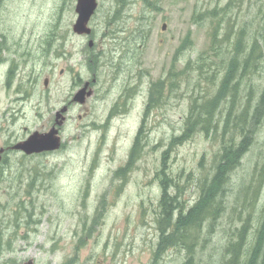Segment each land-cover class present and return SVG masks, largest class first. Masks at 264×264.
<instances>
[{"label": "rangeland", "instance_id": "rangeland-1", "mask_svg": "<svg viewBox=\"0 0 264 264\" xmlns=\"http://www.w3.org/2000/svg\"><path fill=\"white\" fill-rule=\"evenodd\" d=\"M96 2L90 33L77 34L75 0H0L3 69L17 71L0 76V145L48 131L69 105L58 127L61 147L32 155L10 148L0 162V264H184L180 245L159 247L161 182H178L180 199L192 204L222 144L243 138L242 105L248 99L252 114L262 93L264 58L239 79L237 103L227 95L206 131L179 137L194 98L216 92L229 58L228 43L219 41L227 30L229 44L242 28L243 45L255 36L264 54V0ZM86 82L90 96L74 102ZM229 106L234 114L225 123ZM252 129L222 213L204 224L190 264H223L241 224L251 233L258 224L264 106Z\"/></svg>", "mask_w": 264, "mask_h": 264}, {"label": "trees", "instance_id": "trees-1", "mask_svg": "<svg viewBox=\"0 0 264 264\" xmlns=\"http://www.w3.org/2000/svg\"><path fill=\"white\" fill-rule=\"evenodd\" d=\"M229 4L230 2L227 3V6ZM243 32L244 29L242 28L237 33L234 31L233 45L229 44V41H231L229 38L231 30H227L219 38L221 44L228 43L227 54L229 58L223 66V72L219 77L214 96L209 99H201L200 95L194 98V102L190 105L184 120L182 135L179 136L182 139L191 135L198 127L200 130L206 131L208 126L213 124L216 107L221 104L227 95H229L232 104H234V101L237 103L239 79L248 74L249 69L251 67L255 68L259 64V60L264 58L263 52L257 51V39L255 36L251 37L249 44L247 42V45H243V42H246ZM199 68L200 65L198 66ZM215 72L213 69L207 80H210ZM160 89L161 83H157V91L159 92ZM248 104L247 99L238 114L239 121H237V126L240 131H243V138L235 144L234 140L222 144L220 152L215 155L211 172L200 181L199 194L192 204L184 203L180 199L181 191L178 189V182L175 183L170 179L161 182L160 219L158 220V229L161 233L159 247L180 245L187 252V259L184 264H190L193 245L199 239L204 224H213L222 213L223 194L231 174L240 165L241 159L251 143L252 128L259 122L261 108L264 106V87L256 109H254L252 114L248 110ZM225 113L224 120L227 123L230 115L234 114L231 106L227 107ZM139 132L135 137L128 164L131 162L133 151L138 144ZM262 175L263 173H261L260 178H262ZM168 180L169 183L167 182ZM170 186H174L177 189L176 193L168 192ZM256 197L257 192L255 193ZM254 201L255 199H253ZM234 237V239L228 241L224 249L223 264H264V202L254 231L251 233L250 225L245 222L236 230Z\"/></svg>", "mask_w": 264, "mask_h": 264}, {"label": "water", "instance_id": "water-1", "mask_svg": "<svg viewBox=\"0 0 264 264\" xmlns=\"http://www.w3.org/2000/svg\"><path fill=\"white\" fill-rule=\"evenodd\" d=\"M97 6L96 0H77L76 2V12L77 17L72 25V30L77 34H89L91 29L87 25L88 21L93 14ZM162 29L165 28V24L161 26ZM92 41H89V45ZM91 89L88 88V82H86L74 95L72 100L77 103H84L86 97L90 96ZM67 109L64 105L60 110L56 111L55 122L48 131L45 132H32L23 141L17 142L13 145L14 149L23 151L26 154L38 153L42 151H53L60 147L61 138L58 134V127L62 124L64 120L63 112ZM2 150H0L1 153ZM2 155L0 154V162ZM19 264H33V259L29 258Z\"/></svg>", "mask_w": 264, "mask_h": 264}, {"label": "flooded vegetation", "instance_id": "flooded-vegetation-1", "mask_svg": "<svg viewBox=\"0 0 264 264\" xmlns=\"http://www.w3.org/2000/svg\"><path fill=\"white\" fill-rule=\"evenodd\" d=\"M75 2H77V0H75ZM74 10L76 11V6L74 5ZM5 49H6V46L3 44V40H1L0 39V76H2L4 73L7 75V74H9V75H14V73H16L17 71H15L14 70V68L12 67V65L10 64H8L7 65V69H6V71L3 69V68H5V63H6V59H8V57L7 56H5L4 54H5ZM5 71V72H4ZM32 82V77H31V79H30V83ZM68 107H69V105H67ZM66 106V107H67ZM67 107V108H68ZM55 116H56V113H55ZM53 125V124H52ZM36 131V130H35ZM34 132V131H33ZM42 132H45V131H42ZM32 133V132H31ZM31 133H29L27 136H19V134H16V136H15V141L13 142V144L11 143L10 145H8V146H3V145H0V150H2L1 151V155H2V160H4V155H7V151L10 149V148H12V149H14L13 148V145L14 144H16L17 142H20V141H23L24 139H26ZM58 134H59V132H58ZM11 141V140H10ZM62 146V143H60V147ZM15 150H17V149H15ZM18 151H20V150H18ZM54 151V150H53ZM21 153H23V154H26V153H24L23 151H20ZM50 152H52V151H42V152H38V153H31V154H26V155H32V154H47V153H50ZM1 160V161H2Z\"/></svg>", "mask_w": 264, "mask_h": 264}]
</instances>
